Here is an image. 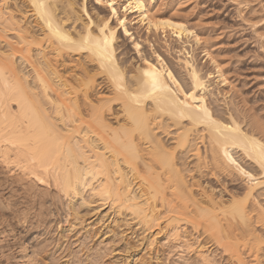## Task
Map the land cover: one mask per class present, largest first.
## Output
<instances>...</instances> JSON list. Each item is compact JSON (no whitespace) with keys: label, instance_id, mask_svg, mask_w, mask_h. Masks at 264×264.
I'll return each mask as SVG.
<instances>
[{"label":"bare ground","instance_id":"bare-ground-1","mask_svg":"<svg viewBox=\"0 0 264 264\" xmlns=\"http://www.w3.org/2000/svg\"><path fill=\"white\" fill-rule=\"evenodd\" d=\"M125 2V9L150 28L180 40L191 34L181 22L150 16L143 0ZM81 3L78 9L71 0H0V166L10 178L5 187L11 201L32 184H53L66 197L67 208L76 199L80 206L90 204L86 192L144 236L162 232L163 225L180 248L198 246L202 264H214L202 250L206 245L236 264H264V205L259 201L264 140L231 114L224 118L213 112L208 81L187 59L182 61L190 69L188 87L162 62L146 61L127 75L111 24L119 17L116 2L108 3L111 18L97 23L86 0ZM82 14L88 23L79 26ZM125 22H120L123 27ZM72 68L80 76L76 69L69 75ZM101 76L104 83L98 82ZM194 173L222 183L242 179L247 187L225 195L196 182ZM8 205L13 208L7 206L10 211L3 216L2 259L41 264L20 232L27 221L20 219V209Z\"/></svg>","mask_w":264,"mask_h":264},{"label":"rangeland","instance_id":"rangeland-1","mask_svg":"<svg viewBox=\"0 0 264 264\" xmlns=\"http://www.w3.org/2000/svg\"><path fill=\"white\" fill-rule=\"evenodd\" d=\"M71 1L78 4V9L82 4V0ZM109 1L112 0H102L101 3L97 0H86L90 17L94 22L97 20L95 23L111 18ZM114 1L119 17L118 20L111 19V24L118 32L117 57L127 75L136 74L146 61L155 64L162 62L172 70L184 87H188L191 84L190 69L183 63L187 59L208 81V101L213 112L224 118L231 114L244 129L253 127L264 140V0H143L150 16L173 19L186 26L191 33L190 37L181 40L171 32L157 31L150 28L146 22H140L139 14L125 9V0ZM20 2L23 3L24 0ZM83 15L79 26L88 23V19ZM30 20L32 24L35 23L34 17H31L29 22ZM123 20H126L125 27L120 23ZM71 67L73 65H68V68ZM72 69L73 72L70 71ZM72 69L69 70V75L75 74L77 70L80 76L78 69ZM29 70L32 73L29 67L25 71ZM103 79V76L98 77V82L104 83ZM115 108L120 110L119 107ZM161 137L165 139L167 136ZM166 141L171 140L168 137ZM169 144L172 146L173 142ZM243 163L251 166L248 160ZM250 168L256 171L252 166ZM3 171L1 168L0 233L7 230L5 224L3 225V216L10 211L8 204L20 209V219L26 220L29 225L25 224L28 228L23 226V229L18 231L25 236L24 241L31 251H35L34 255L41 264H202L198 246H195L198 251H195L196 248L191 249L192 251L180 248L178 242L169 238V230L163 225L160 229L163 233L154 230L155 232L144 236L145 233H140L142 230L139 231L137 225L130 224L131 221L127 218L115 214L108 204L100 208L98 200L90 198L86 192L84 195L90 198L89 201L83 196L87 202H91L90 204L80 206V200L76 199L77 201L73 200L75 203H72V208H67L66 197L53 184H32L31 187L26 186L29 188L27 191L31 190L32 193L27 194V191L20 189L17 193L20 196L16 198L18 201H11V191L5 187L10 183V178H7V173ZM258 172L259 170L254 173L259 174ZM192 175L195 176V181H201L204 187L211 186L216 192L224 191L225 195L234 191L244 192L247 187L246 181L242 179L222 183L214 178L212 181L203 179L196 173ZM196 191L202 192L201 189ZM41 197L42 199H39ZM259 201L264 205V196ZM30 213L32 214L28 217ZM28 221H31L33 226ZM190 229L188 228L187 232H192ZM158 231L161 233L157 234ZM6 235H1L3 240H7ZM153 236L157 239L154 240L153 246H149ZM2 246L0 244V261L8 264L6 258L2 259ZM208 247L209 245H206L202 250L211 255L212 263L236 264L222 251ZM9 248L4 250L8 252ZM262 252L264 254V251Z\"/></svg>","mask_w":264,"mask_h":264}]
</instances>
